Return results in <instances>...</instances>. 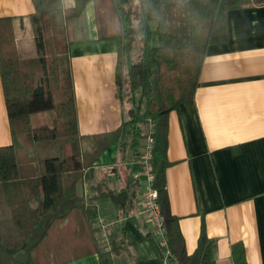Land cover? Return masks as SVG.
Listing matches in <instances>:
<instances>
[{
	"label": "trees",
	"instance_id": "trees-1",
	"mask_svg": "<svg viewBox=\"0 0 264 264\" xmlns=\"http://www.w3.org/2000/svg\"><path fill=\"white\" fill-rule=\"evenodd\" d=\"M32 1L37 55H21L12 18L0 17V72L12 133V142L0 145V264H60L100 251L97 200L107 196L122 214L132 211L139 188L133 173L137 163L128 166L126 186L118 189L99 181L85 196L79 181L92 177L95 161L119 135L123 140L132 133L139 143L150 120L153 186L173 256L177 264H216V240L204 219L197 247L188 253L179 216L171 211L165 177L171 163L168 116L193 99L209 45L228 40V11L264 0ZM90 1L97 8L98 38L121 43L116 80L128 116L116 130L97 134L95 149L85 151L75 87L72 79L62 78L59 52L73 41V21ZM57 12L64 16L62 40L54 26ZM133 45L139 48L135 57ZM44 110H53L52 122L33 124L31 114ZM232 255L235 264H248L243 242L232 243ZM103 263L109 264L107 259Z\"/></svg>",
	"mask_w": 264,
	"mask_h": 264
},
{
	"label": "crops",
	"instance_id": "crops-1",
	"mask_svg": "<svg viewBox=\"0 0 264 264\" xmlns=\"http://www.w3.org/2000/svg\"><path fill=\"white\" fill-rule=\"evenodd\" d=\"M34 11L32 0H0V17L12 18L17 48L24 57L37 55L30 18ZM63 20L64 16L62 24ZM228 29V40L208 47L193 99L169 112L171 163L165 169L166 185L188 253L197 247L204 219L208 235L216 240V264H235L232 243L236 241L243 242L248 264H264V3L230 9ZM73 30V41L59 52V60L62 74L75 87L83 149L93 151L96 135L116 130L128 116L116 80L121 43L117 38H98L94 1L74 19ZM35 115L39 123H50L54 112L32 113V123L39 124L33 122ZM146 140L147 136L136 143L132 133L123 140L119 135L95 161L92 177L79 181L85 196L99 181L118 189L126 186L128 166L137 163L133 173L139 188L132 211L122 214L107 196L97 200V216L113 221L112 246L60 264H104L103 259L109 264H162L151 239L158 243L157 237L137 214L148 187L137 162ZM11 142L0 72V145ZM106 164L118 165L114 174L102 168ZM171 264H177L175 255Z\"/></svg>",
	"mask_w": 264,
	"mask_h": 264
},
{
	"label": "built area",
	"instance_id": "built-area-1",
	"mask_svg": "<svg viewBox=\"0 0 264 264\" xmlns=\"http://www.w3.org/2000/svg\"><path fill=\"white\" fill-rule=\"evenodd\" d=\"M154 128L153 122L150 124L149 133L147 135L146 145L144 151L137 159L138 164L141 165L142 170L147 176L148 187L144 195L140 199L137 207V214L142 216L151 228V232L157 237L158 243L162 249V264H171L173 252L169 246L168 236L165 227L164 216L161 212V205L158 200V190L153 186L154 180V165L152 162L153 145H154ZM117 165V164H116ZM114 164H106L102 168L109 174H114L117 166ZM95 225L98 227L97 236L102 242L104 248H110L111 236L110 226L113 224L112 220L98 215L94 218Z\"/></svg>",
	"mask_w": 264,
	"mask_h": 264
},
{
	"label": "rangeland",
	"instance_id": "rangeland-1",
	"mask_svg": "<svg viewBox=\"0 0 264 264\" xmlns=\"http://www.w3.org/2000/svg\"><path fill=\"white\" fill-rule=\"evenodd\" d=\"M135 1H136V0H131V1H129V2H135ZM129 2H128V3H129ZM59 14H60V15H57V13H56V15H55V25H54V26H55V31H56V35H57L58 39L62 40V39H63L62 36L65 35V30L62 29V28H63V24H62L61 19H62L63 15H62V13H60V12H59ZM138 50H139V48H138V47L136 48V46L133 45V52H132V55H133L134 57L136 56V52H138ZM60 63H61V62H60ZM61 71H62V70H61ZM61 75H62L63 80H64V81H67V78L65 77L66 74L63 75L62 72H61ZM34 118H35V119L33 120L34 123H39V121H41V120H38V119H39L38 115H35ZM40 123H42V122H40ZM35 125H37V124H35ZM143 127L146 129V125H145V126L143 125Z\"/></svg>",
	"mask_w": 264,
	"mask_h": 264
},
{
	"label": "water",
	"instance_id": "water-1",
	"mask_svg": "<svg viewBox=\"0 0 264 264\" xmlns=\"http://www.w3.org/2000/svg\"><path fill=\"white\" fill-rule=\"evenodd\" d=\"M121 3H128L131 0H119Z\"/></svg>",
	"mask_w": 264,
	"mask_h": 264
}]
</instances>
